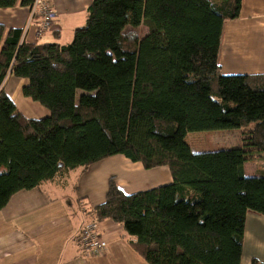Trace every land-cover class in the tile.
Masks as SVG:
<instances>
[{
  "label": "trees",
  "instance_id": "obj_1",
  "mask_svg": "<svg viewBox=\"0 0 264 264\" xmlns=\"http://www.w3.org/2000/svg\"><path fill=\"white\" fill-rule=\"evenodd\" d=\"M242 2L93 0L68 44L29 43L0 25V212L19 192L122 156L167 167L172 182L127 193L111 177L91 220L121 225L148 264H241L247 217L264 216V75L226 76L219 64L224 24ZM10 76L48 116L20 112L4 89ZM233 129L243 148L187 142Z\"/></svg>",
  "mask_w": 264,
  "mask_h": 264
},
{
  "label": "crops",
  "instance_id": "obj_2",
  "mask_svg": "<svg viewBox=\"0 0 264 264\" xmlns=\"http://www.w3.org/2000/svg\"><path fill=\"white\" fill-rule=\"evenodd\" d=\"M49 1L58 18L53 29L41 39L36 37L41 20L31 18L28 7L0 9V25L24 31L29 43L60 41V44H68L75 30L86 23L93 0ZM219 64L226 76L264 75V0H243L239 18L225 22ZM25 84V80L10 76L4 89L27 117L41 119L48 116L49 112L40 106L29 104L28 107L29 99L22 95ZM193 138H204L200 134L187 137L192 150L199 152L203 147L193 145L190 142ZM98 164L100 166L95 168ZM98 164L74 170L81 171L82 182L73 197L62 186L70 176L69 172L40 188L19 192L12 198L0 212V264H148L133 249L132 238L123 227L112 221L101 222V232L109 245L107 252L100 257L83 260L77 237L84 224L91 220L89 213L92 209L105 200L107 190L102 187V178L106 179L104 172L120 174L123 180L113 177L121 187L138 190L171 183L170 170L167 167L145 170L140 163H132L122 156ZM248 164L245 165L246 175L258 177L257 167L255 174L248 175ZM142 172L145 176L140 178L138 174ZM133 173L135 175L129 178ZM254 259L264 264V216L251 213L246 221L241 264H252Z\"/></svg>",
  "mask_w": 264,
  "mask_h": 264
},
{
  "label": "rangeland",
  "instance_id": "obj_3",
  "mask_svg": "<svg viewBox=\"0 0 264 264\" xmlns=\"http://www.w3.org/2000/svg\"><path fill=\"white\" fill-rule=\"evenodd\" d=\"M147 32H148V30L146 27H142L138 31L140 37L145 36L147 34ZM65 38H66V35H65ZM73 38H74V36H73ZM73 38H71V40L68 43L72 42ZM59 43H61V42L59 41ZM27 101L29 102L28 105L34 104V105L40 106L38 103H34L30 100H27ZM28 107H30V105ZM41 108H43V107H41ZM200 135L203 136L204 140L202 138L201 139H194L193 138L192 140H190V142H192L193 145L199 146V148L203 147L201 150H199V152H219V151L243 148L244 143H243V136H242V130L241 129L209 131V132H205V133L200 134ZM98 166H100V165L99 164L96 165L95 168ZM93 168L94 167H92V169ZM143 172H147V171H145L143 169ZM143 172L138 174V176L140 178H143L145 176V174ZM247 173L249 176H251L252 174H255L256 173V166L254 164L249 163L247 165ZM113 175L114 174H107L106 172H104L103 177H106V179L102 178V179H104V183L102 180V187L103 188L105 187V190H107L108 178L113 177ZM134 175H135V173L129 174V178L131 176H134ZM80 176H81V171H70V176H67L65 181L63 182L62 186L67 188L66 193L72 197L77 194V191H78L80 184L82 182V181H80ZM114 176L118 177V179H120V180H123V177L120 174H118V175L115 174ZM123 189L127 193H134L136 191L138 192V191H142V190L149 189V188L145 187L143 189L140 188L138 190H132V189H129L126 186H124Z\"/></svg>",
  "mask_w": 264,
  "mask_h": 264
},
{
  "label": "built area",
  "instance_id": "obj_4",
  "mask_svg": "<svg viewBox=\"0 0 264 264\" xmlns=\"http://www.w3.org/2000/svg\"><path fill=\"white\" fill-rule=\"evenodd\" d=\"M30 9L31 18L37 17L41 20L40 28L36 32V36L41 37L54 26L58 13L49 0H35ZM77 241L83 260L100 257L108 250L109 244L101 232V223L95 220L84 224Z\"/></svg>",
  "mask_w": 264,
  "mask_h": 264
}]
</instances>
